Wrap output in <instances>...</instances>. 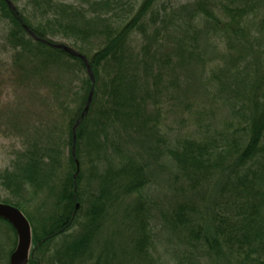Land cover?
<instances>
[{
  "label": "trees",
  "instance_id": "obj_1",
  "mask_svg": "<svg viewBox=\"0 0 264 264\" xmlns=\"http://www.w3.org/2000/svg\"><path fill=\"white\" fill-rule=\"evenodd\" d=\"M71 1L30 0L29 14L0 0V87L29 95L0 101V133L20 140L0 203L31 225L27 264H163L145 195L157 165L175 171L162 216L178 264H264V0ZM185 83L227 114L173 141L162 126L166 108H193Z\"/></svg>",
  "mask_w": 264,
  "mask_h": 264
},
{
  "label": "rangeland",
  "instance_id": "obj_2",
  "mask_svg": "<svg viewBox=\"0 0 264 264\" xmlns=\"http://www.w3.org/2000/svg\"><path fill=\"white\" fill-rule=\"evenodd\" d=\"M11 5L13 6V3L15 6H17L20 10L28 11V13H31V9H29L28 3L30 0H9ZM66 3L72 4L71 0H64ZM143 0H124V3L127 6H133L135 9L139 8L140 4ZM190 0H159L158 5L161 6H174L177 7L179 5H184L188 3ZM27 9V10H26ZM8 26L5 21H2L0 19V62L7 63L8 55L10 56L12 50L8 46L7 42V34H8ZM62 41V40H61ZM59 41L60 44H65L68 47L70 46V43L63 41ZM70 50V49H69ZM3 65V64H2ZM5 69H7L6 66H3ZM2 66H0V69ZM3 72V71H0ZM6 80V77H5ZM190 87V90H188ZM182 90V98L189 103L190 105H193L192 109H188L184 107L183 105H180L179 107H175L170 110L171 113H169L166 108V120L162 126V130L164 133L171 137L173 141H177L182 137H200V135H203V131L206 130V128H201L200 124L207 123L208 125L214 127L217 125V123L220 122V120L224 117H226L225 111L220 107L219 104H214L210 101H205V99L202 97V92L197 89L195 86V83L190 84H184L181 88ZM28 91L25 89H20V94L17 95L15 93V90H13V87H10L9 85H4L3 87H0V101H5L4 106L6 107V104L13 105L14 103H20L22 105L28 104V97L27 95ZM18 98V99H17ZM206 109L210 116L206 118H201L198 116L197 108ZM1 108L0 110H2ZM201 115V113L199 114ZM209 126V127H210ZM208 127V126H207ZM14 133H11V135L3 136L2 133H0V171H3L7 168H10L12 159H13V150L14 148H18L20 145V140H18L17 137H15ZM161 162V161H159ZM162 163V162H161ZM165 165H157L152 170L153 175L149 181V186L145 192V195L148 196L151 207V211L153 213L154 221H153V229H154V238L156 242V249H157V255L163 259V264H178V259L181 258L184 255V252L181 248L178 247L175 241L170 239L169 234L162 214L167 211V209L170 207V205L175 201L177 198V194L173 192L172 190V183L174 181V175L175 171L171 168L168 169V167L163 168ZM156 169V170H155ZM168 169V170H167ZM206 187V186H205ZM209 187V186H208ZM207 187V188H208ZM215 190V186H210L207 191H210L209 195H214L213 191ZM5 192L0 191V199L5 197ZM8 196V194H7ZM114 218V217H113ZM115 222H121L120 216L115 217ZM113 226V225H112ZM112 229L118 230V227H113ZM5 229H1V236L2 239L5 240V243L9 246L11 245L10 239L16 240L18 243V235L12 233L11 231H7ZM16 230V229H15ZM122 230V229H120ZM7 235V236H6ZM122 240L118 242H128L126 235H123ZM17 247V244H16ZM15 247V249H16ZM15 251V250H14ZM32 251V247H31ZM30 251V253H31ZM13 254V253H12ZM138 264V263H137Z\"/></svg>",
  "mask_w": 264,
  "mask_h": 264
},
{
  "label": "water",
  "instance_id": "obj_3",
  "mask_svg": "<svg viewBox=\"0 0 264 264\" xmlns=\"http://www.w3.org/2000/svg\"><path fill=\"white\" fill-rule=\"evenodd\" d=\"M64 49L70 51L68 48ZM0 218L13 225L18 235L17 247L11 255L10 264H27L32 247V230L29 221L17 207L3 203H0Z\"/></svg>",
  "mask_w": 264,
  "mask_h": 264
}]
</instances>
